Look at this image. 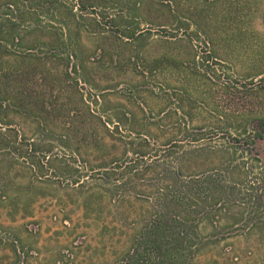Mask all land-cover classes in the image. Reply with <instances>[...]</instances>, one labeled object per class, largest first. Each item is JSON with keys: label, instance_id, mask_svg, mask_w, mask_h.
<instances>
[{"label": "rangeland", "instance_id": "374dc122", "mask_svg": "<svg viewBox=\"0 0 264 264\" xmlns=\"http://www.w3.org/2000/svg\"><path fill=\"white\" fill-rule=\"evenodd\" d=\"M64 2L67 6L60 7ZM19 4L28 16L31 7L43 12L34 32L20 27L25 44L38 48L35 52L53 34L68 30L65 15L74 10L73 35L82 52V75L90 84L82 79L79 96L64 92L59 101L72 100L71 107L78 106L84 115L87 108L80 98L87 100L95 116L85 117L80 129L85 133L78 135L87 141L97 137L112 144L105 138V125L144 134L161 126L217 132L219 136H207L210 143L207 138L201 144L221 150L228 148L224 132L250 130L256 117L264 119V0ZM32 86L30 92L37 93V85ZM11 119L13 147L8 156H0V169L6 170L0 174V264H121L122 252L132 247L139 228L137 205L114 206L107 193L90 199L93 186L87 177L101 158L123 157L126 144L99 146L100 152L78 149L59 132L57 116L47 127L54 132ZM258 148L260 164L239 153L233 160L200 167L199 172L218 174L234 188L233 202L216 214L217 230L200 235L205 242L227 246L228 256L219 258V264L230 263L227 258L264 264V143ZM43 154L49 157L43 159ZM208 257L199 256L196 264Z\"/></svg>", "mask_w": 264, "mask_h": 264}, {"label": "trees", "instance_id": "16d2710c", "mask_svg": "<svg viewBox=\"0 0 264 264\" xmlns=\"http://www.w3.org/2000/svg\"><path fill=\"white\" fill-rule=\"evenodd\" d=\"M19 1L0 0V156H8L13 147L9 137L13 129L12 117L24 123L28 120L37 126L45 125L47 132H54L55 129L47 127L53 116H57L61 123L59 132L67 136L68 142H75L78 149L87 147L100 152L108 145L114 147L117 141L125 143L123 157L111 154L101 158L97 170L93 169L87 177L93 186L90 199L107 193L114 206L137 205L139 228L131 240L132 247L122 252L124 261L121 264H149L151 260L152 264H196L202 255L209 256L204 264H219V258L228 256L227 246L223 249L221 242H205L200 235L207 229L217 230L216 214L233 202L230 195L234 188L225 185L218 174L199 170L220 159L233 160L232 157L239 153L247 159L250 155L251 160L260 164L258 147L264 143V119L256 117L254 121L258 123L250 130L224 132L228 148L221 150L201 144L208 139L210 143L212 138L207 136H219L217 132L207 134L161 126L155 132L144 134L124 133L118 124L113 128L105 125V138L112 144L97 137L87 141L86 137L78 136L85 133L80 130L85 125V117L95 116L87 100L83 95L80 98L87 108L84 115L78 106L71 107L75 104L72 100L59 101L64 92L74 99L79 96L77 88L82 79L90 84L82 75V52L73 35L74 10L70 9L65 15L69 20L65 23L68 30L63 28L60 30L63 33L53 34L45 46L39 47L41 52H35L38 48L25 44L20 27L27 25L28 32H34L40 27L43 12L31 7L28 16L20 11ZM46 1L60 3V0ZM63 46L65 49L61 50ZM33 84L37 85L35 94L30 92ZM98 119L103 121L102 117ZM106 121L113 122L112 119ZM30 155L36 158L35 154ZM47 157L46 154L42 156L43 159ZM5 173V169H0L1 175ZM79 185L84 186V183ZM2 187L8 197V185ZM131 189L139 193L132 195ZM226 261L237 264L232 258Z\"/></svg>", "mask_w": 264, "mask_h": 264}]
</instances>
